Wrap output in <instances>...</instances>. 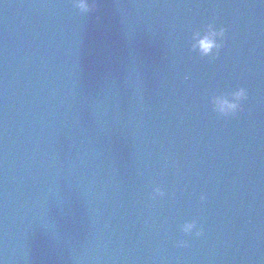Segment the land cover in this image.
<instances>
[{"label": "water", "instance_id": "water-1", "mask_svg": "<svg viewBox=\"0 0 264 264\" xmlns=\"http://www.w3.org/2000/svg\"><path fill=\"white\" fill-rule=\"evenodd\" d=\"M91 2L0 25V264H264V0Z\"/></svg>", "mask_w": 264, "mask_h": 264}, {"label": "clouds", "instance_id": "clouds-1", "mask_svg": "<svg viewBox=\"0 0 264 264\" xmlns=\"http://www.w3.org/2000/svg\"><path fill=\"white\" fill-rule=\"evenodd\" d=\"M73 6L80 14H88L95 5L91 0H72ZM225 29L217 27L213 23L207 24L203 30L196 29L191 32V50L198 53L200 57L215 58L219 55L220 49L223 46ZM247 98L246 89L243 87L236 88L228 92H221L213 95L210 99L212 111L221 117L235 115L241 108V102ZM163 196V191L160 187H153L151 197ZM204 200V196L200 197ZM180 231L185 235L192 234L199 237L202 232L197 227L195 221H186L180 225ZM178 246H186L185 241H178Z\"/></svg>", "mask_w": 264, "mask_h": 264}]
</instances>
